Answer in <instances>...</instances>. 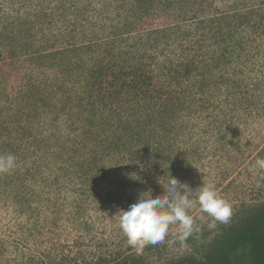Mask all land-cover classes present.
I'll return each mask as SVG.
<instances>
[{
    "label": "trees",
    "instance_id": "16d2710c",
    "mask_svg": "<svg viewBox=\"0 0 264 264\" xmlns=\"http://www.w3.org/2000/svg\"><path fill=\"white\" fill-rule=\"evenodd\" d=\"M117 2L103 36L78 19L45 33V12L0 22V145L60 156L78 191H147L143 169L171 160L186 183L181 163L201 152L206 111H247L261 96L264 0ZM40 115L47 137L33 128ZM248 210L207 263L171 264H264V204Z\"/></svg>",
    "mask_w": 264,
    "mask_h": 264
},
{
    "label": "rangeland",
    "instance_id": "374dc122",
    "mask_svg": "<svg viewBox=\"0 0 264 264\" xmlns=\"http://www.w3.org/2000/svg\"><path fill=\"white\" fill-rule=\"evenodd\" d=\"M116 4L117 0H0V22L6 17L45 12L54 21L43 24L45 33L63 29L68 19H78L85 32L91 27L93 33L103 36L113 29L112 5ZM34 27H41L37 19ZM262 62L258 59L254 65L257 77H261ZM261 82V96L255 92L257 99L249 110L232 113L223 103L219 112L214 108L206 111L203 129L194 131L201 152L190 163H181L191 189L212 182L231 204L227 224L217 223L216 228L209 229L210 218L196 208L190 214L201 231L188 237L184 245L176 239L177 226L173 225L164 243L132 247L120 229L119 211L127 210L145 191H78L77 181L68 178L64 170L67 165L60 156L30 146L15 153V169L0 174V264H171L189 258L207 263L215 255L217 240H226L229 231L245 224L249 208L264 204V173L250 171L255 160L264 157L263 78ZM42 116L32 124L35 132L47 137L50 116ZM7 154L12 152L0 145V155ZM174 164L172 160L161 161L156 173L151 166L143 169L145 189L155 188L151 194L161 195V185L169 174L174 176ZM128 169L125 167L124 173ZM103 187L107 185L100 182L99 188Z\"/></svg>",
    "mask_w": 264,
    "mask_h": 264
},
{
    "label": "clouds",
    "instance_id": "9594fccd",
    "mask_svg": "<svg viewBox=\"0 0 264 264\" xmlns=\"http://www.w3.org/2000/svg\"><path fill=\"white\" fill-rule=\"evenodd\" d=\"M16 160L13 154L0 155V174L15 169ZM250 171L264 173V157L257 158ZM161 186V195H152L149 189L127 210L119 211V226L130 246L143 249L147 245L162 244L173 225L177 226L176 239L184 245L188 237L201 231L190 214L196 208L210 218L209 229L216 228L217 223L229 222L232 206L219 195L214 183L208 182L193 190L169 174ZM194 192L195 199L192 198Z\"/></svg>",
    "mask_w": 264,
    "mask_h": 264
}]
</instances>
